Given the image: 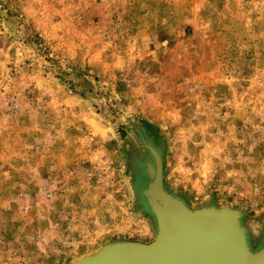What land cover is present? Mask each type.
I'll list each match as a JSON object with an SVG mask.
<instances>
[{
    "label": "rangeland",
    "instance_id": "rangeland-1",
    "mask_svg": "<svg viewBox=\"0 0 264 264\" xmlns=\"http://www.w3.org/2000/svg\"><path fill=\"white\" fill-rule=\"evenodd\" d=\"M145 144L264 247V0H0V264L153 242Z\"/></svg>",
    "mask_w": 264,
    "mask_h": 264
},
{
    "label": "water",
    "instance_id": "water-1",
    "mask_svg": "<svg viewBox=\"0 0 264 264\" xmlns=\"http://www.w3.org/2000/svg\"><path fill=\"white\" fill-rule=\"evenodd\" d=\"M145 147L154 159L155 168L148 184L146 205L156 217L162 237L149 244H108L73 264H264V257H259L261 250L251 251L248 247L237 211L212 206L191 209L167 194L163 190L160 156L149 144ZM200 219L206 224L195 222ZM187 226L190 235L195 231L201 233L205 245L191 249L181 246L179 230Z\"/></svg>",
    "mask_w": 264,
    "mask_h": 264
},
{
    "label": "bare ground",
    "instance_id": "bare-ground-1",
    "mask_svg": "<svg viewBox=\"0 0 264 264\" xmlns=\"http://www.w3.org/2000/svg\"><path fill=\"white\" fill-rule=\"evenodd\" d=\"M146 143V142H145ZM145 146V145H144ZM141 169H142V167H140ZM154 170H155V168H154ZM142 173L145 175V176H147L148 178H149V180H148V182H146L145 183V185H144V187L142 188V185H143V183H142V185L140 186V189H141V191H140V196H141V199H142V201H143V203L146 205V199H147V196L146 195H148L149 194V192H148V184L151 182L150 180H152L151 179V176H152V171H149V170H146L145 172H144V169H142ZM139 182V181H138ZM157 198H160L159 196H157ZM146 209H147V211L150 213V215L154 218V222H155V226H156V237H155V239H159V238H161L162 237V234L160 233V231H159V229H158V226H157V223H158V221H157V219H156V217H154V214L149 210L150 208L146 205ZM202 211V210H201ZM159 220V222H160V219H158ZM194 220H197V219H194ZM195 222H197V223H201V224H206L205 223V221L203 220V219H200V221H195ZM206 222H210V221H206ZM182 223V222H181ZM185 226V225H184ZM188 227L189 226H187V227H182V228H180V230H179V237L181 238V241H180V244H181V246L182 247H186V246H188L187 247V249H191V248H197V247H199L200 245L202 246V244H203V242H204V240H205V238L201 235V233L200 232H197V231H195V233H194V235H190V231H188ZM190 237V238H189ZM210 238V237H209ZM203 245H205V244H203ZM205 247H208V246H205ZM209 247H211V246H209ZM259 250H261V252H260V254H259V257H264V247H262L261 249H259ZM258 250V251H259Z\"/></svg>",
    "mask_w": 264,
    "mask_h": 264
},
{
    "label": "trees",
    "instance_id": "trees-1",
    "mask_svg": "<svg viewBox=\"0 0 264 264\" xmlns=\"http://www.w3.org/2000/svg\"><path fill=\"white\" fill-rule=\"evenodd\" d=\"M145 177H146V176H144V177H143V179H144V180H143V182H145V183H146L148 179H147V178H145Z\"/></svg>",
    "mask_w": 264,
    "mask_h": 264
}]
</instances>
